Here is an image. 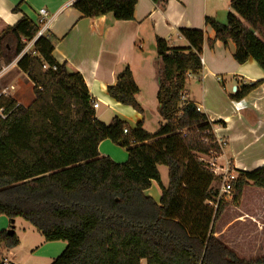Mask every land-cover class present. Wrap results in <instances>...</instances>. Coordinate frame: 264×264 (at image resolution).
I'll list each match as a JSON object with an SVG mask.
<instances>
[{"label":"trees","instance_id":"1","mask_svg":"<svg viewBox=\"0 0 264 264\" xmlns=\"http://www.w3.org/2000/svg\"><path fill=\"white\" fill-rule=\"evenodd\" d=\"M137 1L78 0L74 8L83 18L112 16L127 22L134 19ZM151 1L161 7L166 3ZM231 9L225 25L206 19L215 32L209 46L232 41L237 63L254 60L264 71V0H231ZM39 31L27 16L5 27L0 62L12 64ZM180 34L187 49H169L163 39L156 40L162 126L155 135L143 131L142 124L132 130L119 118L101 123L81 74L70 73L54 59L58 41L50 32L35 42V55L27 53L18 61L17 68L33 84L34 100L25 107L0 97V108L10 113L0 119V217L11 224L23 219L47 243L66 242L52 264H264V257L241 259L215 236L226 205L218 203L215 188L222 177L201 159L222 155L214 127L225 123H212L193 103L182 105L188 76L203 69L204 34L186 29ZM261 84L244 86L230 98L240 102ZM107 91L117 103L143 114L129 67ZM106 140L127 150L126 163L100 155ZM160 166L168 168V186L162 183ZM238 174L236 205L245 188L264 190V166ZM153 184L161 194L159 203L147 193ZM217 203L215 209L211 204ZM19 245L17 234L0 233V255Z\"/></svg>","mask_w":264,"mask_h":264},{"label":"crops","instance_id":"2","mask_svg":"<svg viewBox=\"0 0 264 264\" xmlns=\"http://www.w3.org/2000/svg\"><path fill=\"white\" fill-rule=\"evenodd\" d=\"M76 1L0 0V32L5 27L14 26L23 16L37 22L39 11L45 9L49 23L47 32L58 41L53 57L58 64H66L70 73L81 74L91 98L100 104L95 110L97 119L110 125L114 118H119L132 130L142 124L143 131L155 135L162 126L157 100L159 61L156 40L163 39L169 49H187L189 44L180 30L202 31L203 69L188 80L186 100L212 123H225L224 127H214L215 136L225 143L222 155L216 159L220 166L228 168L238 177L239 171L251 172L264 166V71L254 60L237 63L234 58L236 47L232 41L226 45L216 41L212 48L209 46V42L215 39V32L206 25V19L211 18L225 25L228 15L233 13L231 0H166L164 7L151 0H138L134 19L127 22L115 21L112 16L83 18L74 8ZM17 6L19 11L16 12ZM126 67L131 70L139 88L136 100L143 114L117 103L108 95V87L117 84L119 73ZM256 82H262L261 86L243 100H231L230 97L244 86ZM99 153L117 164L128 160L127 150L109 140L100 144ZM147 193L160 202L161 194L155 184ZM258 222L264 225L261 220ZM15 224L16 220L14 230ZM11 227L8 219L0 217V233ZM28 234L26 230L17 234L20 245L3 252L0 264L4 261L33 264L23 258L24 249L28 251V257L39 260L41 264H52L67 248L66 242L47 243L42 236L36 245L32 246L34 240H29L30 244L26 246ZM220 241L239 256L240 251L234 243L222 236Z\"/></svg>","mask_w":264,"mask_h":264},{"label":"rangeland","instance_id":"3","mask_svg":"<svg viewBox=\"0 0 264 264\" xmlns=\"http://www.w3.org/2000/svg\"><path fill=\"white\" fill-rule=\"evenodd\" d=\"M5 66L7 65L4 63L2 65L0 64V72ZM11 85L14 86L15 90L10 93V97L14 98L19 104L25 107L29 106L34 100L33 84L28 79L27 75L21 72L17 67H14L0 78V90L10 87ZM160 122L162 123V119H160ZM154 123L155 122H150V124ZM222 148H224V146ZM205 160L208 161L209 158H205ZM159 172L161 174L162 183L168 186V168L160 166ZM155 186L157 187V185ZM217 187L220 188L221 186L217 184L215 188ZM244 193L245 195L240 205H236L232 199L229 203H225V208L218 218V221H216L214 228L217 233L216 237L219 240L222 236L223 239L228 240L230 243H234L240 251L239 257L243 260L252 261L264 257V225H260L258 222L261 220L264 223V190L250 187L245 190ZM232 194H234V192H232ZM245 213L247 215H245ZM237 215L241 217L239 218ZM240 223L244 225L241 226ZM226 226H228V228ZM24 230L29 233L27 235L29 239L25 241L26 246L30 244L28 243L29 240H34L32 246L36 245L38 241L40 242L39 238H42L40 233L31 224L18 218L15 224V231L17 234H21ZM23 255L25 256H22L24 259L31 261L33 264H41L39 260L28 257V251L25 249ZM142 263L146 264L145 261Z\"/></svg>","mask_w":264,"mask_h":264},{"label":"built area","instance_id":"4","mask_svg":"<svg viewBox=\"0 0 264 264\" xmlns=\"http://www.w3.org/2000/svg\"><path fill=\"white\" fill-rule=\"evenodd\" d=\"M48 13L45 9H41L39 11V19L37 20V25L40 28V31L38 32L36 38L30 42L26 43V47L23 50V52L21 53V55L10 65L3 67L2 71L0 72V78L2 76H4L6 73H8L12 68L17 67V63L18 61L21 59L22 56H24L27 53H32V55H35V52H32V47L34 46L35 42L42 36H44V34L47 32V28H48ZM202 61V65H203V60ZM46 69V67H44ZM53 70H55V68H53ZM189 79L191 78V75L188 76ZM15 88L14 86H10V87H6L2 90H0V97H10V93L12 91H14ZM181 103L182 105H186L188 104L187 100H186V96L185 94L182 95L181 97ZM100 104L97 101L93 102V108L94 110H97L99 108ZM10 113H8L6 111V109L4 107L0 108V119L1 120H5ZM124 134H128V130L124 131ZM215 135V132H214ZM216 137V136H215ZM216 143L222 148L224 146L223 142L221 139H219L218 137H216ZM216 158L214 159H209L208 161L205 160V158H202L201 160L203 162H205L208 166V169L210 172H212L215 176H219L222 177V181H221V187L219 189V196H218V203L220 201H233L234 198V194H232L233 192V184L234 182L238 179V176L231 172L228 168H223L222 166H220L217 162H216ZM232 194V195H231ZM218 203L213 205L211 204L215 209H217ZM2 264H10L9 262L4 261Z\"/></svg>","mask_w":264,"mask_h":264},{"label":"water","instance_id":"5","mask_svg":"<svg viewBox=\"0 0 264 264\" xmlns=\"http://www.w3.org/2000/svg\"><path fill=\"white\" fill-rule=\"evenodd\" d=\"M14 223H15V220H12V224H13V225H14ZM7 232H8V234H10V235L15 234L14 226H12Z\"/></svg>","mask_w":264,"mask_h":264}]
</instances>
